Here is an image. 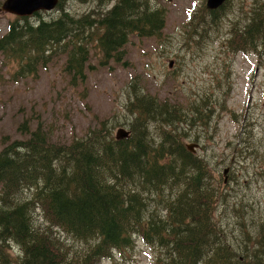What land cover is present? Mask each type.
Returning a JSON list of instances; mask_svg holds the SVG:
<instances>
[{
  "label": "trees",
  "instance_id": "trees-1",
  "mask_svg": "<svg viewBox=\"0 0 264 264\" xmlns=\"http://www.w3.org/2000/svg\"><path fill=\"white\" fill-rule=\"evenodd\" d=\"M259 1L254 0V4L260 3L259 9L253 11L251 21L245 25H239L237 20L246 13L245 4L230 0L219 12L192 18L189 26L192 31L199 29L196 38L200 39L201 32L214 34L227 20L234 52H261L264 0ZM150 2L117 0L101 14L90 12L81 17L62 10L58 18L42 21L37 28L28 25L26 30L19 24H10L8 34L0 40V50L20 61L19 79L37 76L40 69L63 57L68 58L64 71L74 83H85L87 72L93 69L89 62L94 52L101 54L99 67L126 66L125 48L131 37L163 36L166 12ZM25 34L37 52L33 59L25 47H15ZM145 96L135 94L140 115L148 121L154 116L162 117L164 121L154 122L170 128L169 133L161 134L159 142L142 130L135 135L132 131L131 137L120 141L107 139L110 135L106 132L102 140L95 127H90L84 135H92L87 140L67 144L73 166L57 175L54 164L66 161L58 157L63 144L53 141L39 123L34 132L25 125L22 132L28 137L12 142L0 155V183L5 190L0 207H11L0 208V242L14 241L20 247L21 264H99L101 259L113 258L116 252L133 250L137 241L158 249L155 264H237L232 263V253L222 244L221 233L216 232L214 239L211 231L214 195L204 185L210 181L205 156L188 151L182 141L186 126L191 128L208 119L207 102L203 100V110L196 107L185 112L179 104ZM137 126L135 121L133 127ZM41 169L47 180L43 195L38 194L40 208L58 233L81 243L76 249L55 238L49 228L38 233L31 218V203H9L12 195L21 190L22 182L27 181V173ZM249 263L264 264L258 258L249 259Z\"/></svg>",
  "mask_w": 264,
  "mask_h": 264
},
{
  "label": "rangeland",
  "instance_id": "rangeland-1",
  "mask_svg": "<svg viewBox=\"0 0 264 264\" xmlns=\"http://www.w3.org/2000/svg\"><path fill=\"white\" fill-rule=\"evenodd\" d=\"M5 1L0 0V40L8 34L10 24H19L25 30L28 25L37 28L42 21L58 18L62 10L81 17L90 12L101 14L117 2L59 0L53 10L23 18L2 12ZM207 1L151 0L152 6L162 7L166 12L163 36L131 37L125 48L126 66L99 67L97 60L101 54L94 52L89 62L93 69L87 72L85 83H74L64 71L68 58L63 57L40 69L37 76L19 79L20 61L11 58L12 53L0 50V155L12 142L27 137L22 132L25 125L34 132L42 123L52 140L63 144L58 157H65L66 161L54 164L56 174L60 175L64 168L70 171L73 166L67 156V144L87 140L92 135L85 138L84 135L90 127H95L102 140L106 132L110 135L107 139L116 140L121 128L133 131L134 135L148 131L155 142L161 140L165 131L169 133V126L154 122L164 121L162 117L154 116L148 121L145 115H140L134 100L136 93L179 104L185 112L196 107L203 110L205 100L210 109L208 119L191 128L186 126L184 132L179 127L178 133L182 138L183 132L182 141L188 146L193 142L199 144L195 154L205 156L210 181L205 177L209 182L204 185L214 195L211 231L214 239L216 232L221 233L222 244L232 253V263L250 264L249 259L256 258L264 262V50L257 52L260 57L255 53H249V57L235 53L230 48L227 20L222 21L218 32H201L202 37L197 39L199 29L192 31L189 24L192 18L209 13ZM235 1L246 6V13L237 18L239 25H245L260 3L232 0ZM15 47H25L31 59L37 53L28 34ZM145 100L149 98L145 96ZM135 121L137 128L133 127ZM22 154L26 151L22 150ZM7 155L14 157L10 152ZM25 179L9 203H31L33 226L39 234L49 228L66 246L78 248L81 243L58 233L40 208L38 194L45 191L46 172L29 171ZM63 182L61 178L60 184ZM3 186L0 183V206L5 197ZM158 255V249L137 241L133 250L116 252L113 258L101 259L99 264H155ZM21 262L20 247L14 241L0 242V264Z\"/></svg>",
  "mask_w": 264,
  "mask_h": 264
},
{
  "label": "water",
  "instance_id": "water-1",
  "mask_svg": "<svg viewBox=\"0 0 264 264\" xmlns=\"http://www.w3.org/2000/svg\"><path fill=\"white\" fill-rule=\"evenodd\" d=\"M59 0H6L1 8L2 12H9L17 16H32L41 10H53L58 5ZM227 0H208L207 8L215 10L223 6ZM172 65H170L171 67ZM130 136L129 131L121 128L116 133L117 140L127 139ZM196 145H189V151L195 153ZM227 172V170H226Z\"/></svg>",
  "mask_w": 264,
  "mask_h": 264
},
{
  "label": "bare ground",
  "instance_id": "bare-ground-1",
  "mask_svg": "<svg viewBox=\"0 0 264 264\" xmlns=\"http://www.w3.org/2000/svg\"><path fill=\"white\" fill-rule=\"evenodd\" d=\"M24 135H26L28 137V134L24 133Z\"/></svg>",
  "mask_w": 264,
  "mask_h": 264
}]
</instances>
